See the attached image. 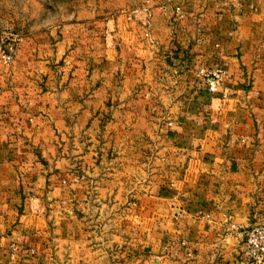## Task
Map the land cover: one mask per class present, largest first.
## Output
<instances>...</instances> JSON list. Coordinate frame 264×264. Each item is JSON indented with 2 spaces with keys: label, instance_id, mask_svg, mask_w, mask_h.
<instances>
[{
  "label": "crops",
  "instance_id": "crops-1",
  "mask_svg": "<svg viewBox=\"0 0 264 264\" xmlns=\"http://www.w3.org/2000/svg\"><path fill=\"white\" fill-rule=\"evenodd\" d=\"M263 222L264 0H149L0 61V264H239Z\"/></svg>",
  "mask_w": 264,
  "mask_h": 264
},
{
  "label": "rangeland",
  "instance_id": "rangeland-1",
  "mask_svg": "<svg viewBox=\"0 0 264 264\" xmlns=\"http://www.w3.org/2000/svg\"><path fill=\"white\" fill-rule=\"evenodd\" d=\"M148 1L0 0V49L12 47L14 59L22 40L40 37L50 42L59 30L71 23L133 13L143 9ZM0 61L4 63L1 53Z\"/></svg>",
  "mask_w": 264,
  "mask_h": 264
},
{
  "label": "built area",
  "instance_id": "built-area-1",
  "mask_svg": "<svg viewBox=\"0 0 264 264\" xmlns=\"http://www.w3.org/2000/svg\"><path fill=\"white\" fill-rule=\"evenodd\" d=\"M2 59L5 64H9L13 59L11 48L0 49ZM203 80L211 92H216L224 79L223 70H201ZM243 251L239 264H264V222L252 225L244 230ZM18 248L15 244L11 246V258H15Z\"/></svg>",
  "mask_w": 264,
  "mask_h": 264
}]
</instances>
